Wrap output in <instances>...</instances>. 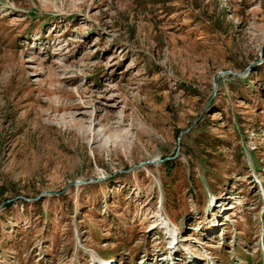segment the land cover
<instances>
[{
	"label": "rangeland",
	"instance_id": "obj_1",
	"mask_svg": "<svg viewBox=\"0 0 264 264\" xmlns=\"http://www.w3.org/2000/svg\"><path fill=\"white\" fill-rule=\"evenodd\" d=\"M0 264H264V0H0Z\"/></svg>",
	"mask_w": 264,
	"mask_h": 264
},
{
	"label": "water",
	"instance_id": "obj_2",
	"mask_svg": "<svg viewBox=\"0 0 264 264\" xmlns=\"http://www.w3.org/2000/svg\"><path fill=\"white\" fill-rule=\"evenodd\" d=\"M228 73H230V74H232V75H237L236 73H234V72H232V71H228ZM223 75H224V72H223V73H219V74H217V75L214 77V79H213V88H214V90H216V87H217V80H218L220 77H222ZM78 183H79V182H78ZM81 183L85 184V183H87V182H81ZM48 195H55V194L52 193V192H44V193L40 194V195L37 197V199H40V198L45 197V196H48Z\"/></svg>",
	"mask_w": 264,
	"mask_h": 264
},
{
	"label": "bare ground",
	"instance_id": "obj_3",
	"mask_svg": "<svg viewBox=\"0 0 264 264\" xmlns=\"http://www.w3.org/2000/svg\"><path fill=\"white\" fill-rule=\"evenodd\" d=\"M161 224V223H160ZM162 226H163V229L164 230H166V232L169 234V236H171V233H170V230H172L168 225H166L165 224V222L164 221H162V224H161ZM170 241V240H169ZM175 241V239L174 238H172V244H173V242ZM175 245V244H174ZM170 247H172V246H170ZM170 252H172V251H170ZM94 257V256H93ZM95 261V263H98V260H97V258L94 260ZM106 263V262H105ZM108 263V262H107Z\"/></svg>",
	"mask_w": 264,
	"mask_h": 264
},
{
	"label": "trees",
	"instance_id": "obj_4",
	"mask_svg": "<svg viewBox=\"0 0 264 264\" xmlns=\"http://www.w3.org/2000/svg\"><path fill=\"white\" fill-rule=\"evenodd\" d=\"M168 164H169V162H166V163H165V165H168Z\"/></svg>",
	"mask_w": 264,
	"mask_h": 264
}]
</instances>
